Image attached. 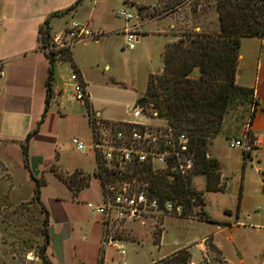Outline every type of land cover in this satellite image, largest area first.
I'll list each match as a JSON object with an SVG mask.
<instances>
[{"label": "crops", "instance_id": "crops-1", "mask_svg": "<svg viewBox=\"0 0 264 264\" xmlns=\"http://www.w3.org/2000/svg\"><path fill=\"white\" fill-rule=\"evenodd\" d=\"M77 1L0 0V162L4 167L20 169L17 172L22 184L17 187V192L24 193L29 197L33 195L34 187L31 178L38 179L45 175L56 176L60 171L53 168L55 134L50 120L53 119V112L63 109L67 94H71L70 76L73 72L77 74L88 95V101L85 106L83 105L84 113L81 116L86 130H90L88 114L97 115L105 121L127 120L125 117L111 116L98 106L96 90L98 89V77L91 73V69L97 66V56L89 46L96 40H87L75 45L69 50L70 61L55 59L53 62L51 99L36 134L27 142V168H24L21 146L26 135L34 129L40 120L44 110L48 63L40 49L38 28L47 17L55 13H63L50 19V38L70 22L84 23L94 32H98L100 36L114 33L120 34L124 38L122 35V29L126 25L124 21L123 27L117 30H113L111 26L110 19L113 8L126 4L133 8L142 6L148 10V8L156 6V0L148 5H144L138 0H79L73 9L67 11ZM182 9L189 11L188 4L186 3L168 14L145 17L144 20L147 23L154 24L153 28L148 31L139 33V23H127L137 26L139 38L136 45L146 36H149L153 43L150 49V59L144 67L145 84L142 89H139L142 95L148 77L159 75L162 72V54L165 46L177 40V35L172 32V29L176 25L175 15ZM208 27L212 31H217V16L214 12L210 15ZM187 28L195 32L204 29L198 24H188ZM234 84L252 92V100L255 105L251 128L253 134L260 140V145L256 150L247 153L239 149L231 150L228 146V150H226L219 142H215L217 140H214L210 145L208 157L214 158L218 163L220 190H205V192L223 194L229 197V201L226 199L223 204H218L219 217H212L207 210H204L208 203L201 196L199 216L195 215L190 219L195 224L198 234L191 242L196 249L195 260L188 251V246H181V249L186 250L189 254L187 264H201L210 251L208 250L209 244L217 250L224 264H264V180L260 176L264 171V35L240 39ZM132 91L135 93L134 90ZM137 102L138 99H133L126 106ZM21 116L23 121L19 122L18 118ZM19 125L21 128L17 130ZM15 131L17 132L15 133ZM75 170L89 175V171L80 162L70 172L64 171V174L69 175ZM90 180L88 188H83L74 195L58 178L65 191L58 192L57 195L49 199L50 209L40 199L42 205L46 210L48 209V216L52 219L51 223L49 220V244L46 251L48 256L51 250L54 251L61 264H64L65 259L70 255L68 244L74 242V227L81 223V219L73 207L79 205L85 207L84 203L87 201L98 203L100 200V186L99 196L81 197L82 192L91 186L92 181ZM209 208L207 207L208 210ZM95 218L98 220L100 217L95 216ZM183 220L185 219L174 224L184 226ZM167 221L171 220L167 219ZM86 225L84 227H88V223ZM90 226L94 227L98 250L101 229L98 228V225ZM98 230L100 231L99 235ZM163 232L159 237L158 247ZM177 251L179 250L155 260L170 257ZM97 259L96 254L94 264ZM103 263L102 259L100 264ZM0 264H2L1 256Z\"/></svg>", "mask_w": 264, "mask_h": 264}, {"label": "rangeland", "instance_id": "rangeland-1", "mask_svg": "<svg viewBox=\"0 0 264 264\" xmlns=\"http://www.w3.org/2000/svg\"><path fill=\"white\" fill-rule=\"evenodd\" d=\"M138 1L148 5L153 0ZM165 1L162 0L153 8H148V10L140 13L126 4L113 8L110 19L113 30L123 27L124 22L116 13L118 10L124 9L134 16V19L130 21L131 23H139V33L140 31H148L153 28L154 24L147 23L144 20L145 17L161 15ZM203 12L200 9L199 13L192 15L188 10L179 11L175 15L176 25L172 29V32L177 35L176 38L178 39L183 31L188 30V24H198L204 27L202 30H207L212 12ZM152 45L151 38L146 36L134 46L135 50H127L124 38L120 34L114 33L100 36L96 41L91 42L90 50L97 56V66L91 69V73L98 77V89H96L98 106L103 108V111L111 116L125 117L129 120L126 105L133 99L142 97L139 89H142L145 84L143 79L144 67L150 59ZM192 71L190 77L196 78L197 70ZM83 113L84 106L74 101L71 94H67L63 109L53 112V119L50 120L55 134L53 168L62 171V173L59 171L56 176L45 175L36 179L43 183L39 189V195L43 203L49 206V209L51 206L49 199L57 195L58 192L65 191L61 181L64 183L70 174L65 175L64 171L70 172L79 162L89 171L90 181H92L89 189L84 190L81 197L93 198L99 196L101 191H99L98 180L92 176L96 167L93 152L90 149H85L81 153L70 144L72 138L81 141L86 148L91 143V132L83 126V119L81 118ZM143 113L150 117V110L147 108H143ZM248 115L249 106L247 104H243L237 99L231 102L221 122L219 133L211 139L210 145L214 140H217L215 142H219L223 148L228 150L229 140L237 136ZM151 118L144 121L150 130H157V128L164 126V121L161 118ZM138 120L142 121V118ZM18 121L22 122L23 117H19ZM20 128L19 125V128L16 129ZM210 145L207 148L206 157L214 159L208 157ZM18 170L20 169L17 167H4L0 162V256L2 264H40L37 255L41 247L45 248L44 254L50 264H61L54 251L51 250L49 256L47 254V247L44 246L43 238L40 235L42 215L38 211L33 197L17 192V187L22 184ZM58 178L61 181H58ZM189 178L192 190L200 194L204 201L209 204H207V207H210L209 210L207 207H204V210H207L212 217H219L218 212L220 211L217 205L223 204L226 199L229 201V197L220 193L205 192L203 175L193 172ZM200 206L201 202L195 201V204L189 207L190 211L184 206V215H156L126 223L104 222L100 218L97 220L95 215H92L86 207L81 205L73 207V210L80 217L81 223L74 227V242L68 244L70 255L65 259L64 264H94L96 254L98 258L96 264H100L102 259L103 264H165L169 257L162 260L155 259L177 249L182 250L181 248L185 245L188 246V251L195 260L196 249L191 242L198 234L195 224L190 219L195 215L199 216ZM167 219L171 221H167ZM182 219H185L183 220L184 226L174 224ZM49 220L51 223L50 216ZM87 223L88 227H84L87 226ZM89 224L98 225V228L101 229V234L98 230V235L100 234V248L98 250L94 227ZM162 232L163 236L158 247V240ZM109 241L115 245H108ZM102 245L104 246L101 247ZM117 246L123 249V255L117 252ZM29 256L33 258L29 259ZM152 260L154 261L151 263ZM201 264L224 263L217 252L208 251L207 257Z\"/></svg>", "mask_w": 264, "mask_h": 264}, {"label": "trees", "instance_id": "trees-1", "mask_svg": "<svg viewBox=\"0 0 264 264\" xmlns=\"http://www.w3.org/2000/svg\"><path fill=\"white\" fill-rule=\"evenodd\" d=\"M160 1L162 0H156V5ZM78 2L79 0L67 11L73 9ZM186 3L192 15L199 13L200 9L203 13L214 12L217 16V31L210 30L208 26L207 30L199 32L188 29L183 31L175 42L168 43L162 54V72L148 77L145 91L138 101L144 100L143 108L150 110V113L156 112L157 117L165 120L172 130L187 134L194 152V172L204 176L206 191H218V163L206 157L207 148L211 139L219 133L221 122L231 102L237 99L247 104L249 109L252 104L255 105L252 92L236 86L234 76L240 39L264 35V0H166L161 15L173 12ZM146 9L140 6L137 13ZM62 14H52L38 28L41 50L45 49L50 41V19ZM44 55L48 63L44 110L21 146L24 168H27V142L36 134L51 99L53 62L55 59L70 61L69 50L48 51ZM194 69L197 70V77L191 78L190 74ZM97 166L98 171L94 170L92 176L98 177L101 188L105 182L114 183L130 177L129 174L119 176L115 170H104L100 163ZM145 177L149 183V194L160 201L176 200L189 211L195 201L202 202L201 195L192 190L189 176L168 180L166 173L153 175L146 170ZM31 180L34 183L33 201L42 215L40 235L44 246L47 247L49 216L40 202L39 195L43 183L33 178ZM89 180V175L75 170L64 183L76 195L79 190L88 186ZM44 249L41 247L38 251V261L40 264H50ZM208 249L217 252L210 244ZM188 260V252L182 249L169 257L165 264H187Z\"/></svg>", "mask_w": 264, "mask_h": 264}, {"label": "built area", "instance_id": "built-area-1", "mask_svg": "<svg viewBox=\"0 0 264 264\" xmlns=\"http://www.w3.org/2000/svg\"><path fill=\"white\" fill-rule=\"evenodd\" d=\"M116 14L126 23L122 29L125 48L133 50L139 35L137 26L127 23L133 20L134 16L124 9L118 10ZM98 37L100 34L86 24L70 22L50 38L48 46L42 52L70 50L75 45L87 40H97ZM70 81L72 98L85 106L88 95L75 72L71 74ZM126 109L129 120L121 122L105 121L97 115L88 114L91 132V143L88 148L76 138L70 140V144L76 150L83 152L90 149L93 152L96 171L97 164L100 163L104 170H115L119 176L123 174L130 176L114 183L105 182L103 187H100L99 202H85L86 209L104 222L115 223L132 222L156 215H182L184 206L181 202L170 199L160 201L149 194L145 171L149 170L153 175L166 173L168 180L192 175L195 158L187 134L175 132L163 119L164 126L150 130L144 121L157 117L156 112L149 113L148 117L143 113V106L137 103ZM253 110L252 104L238 136L228 143L230 149H239L247 153L256 150L260 145V140L253 134L251 128ZM139 118H142V121L138 120ZM260 176L264 180V171ZM94 178L99 182L98 177ZM117 252L120 255L124 254L119 246ZM32 258L29 256V259Z\"/></svg>", "mask_w": 264, "mask_h": 264}, {"label": "water", "instance_id": "water-1", "mask_svg": "<svg viewBox=\"0 0 264 264\" xmlns=\"http://www.w3.org/2000/svg\"><path fill=\"white\" fill-rule=\"evenodd\" d=\"M134 9L137 11V7H135ZM137 104L142 107L144 104V100H139Z\"/></svg>", "mask_w": 264, "mask_h": 264}]
</instances>
